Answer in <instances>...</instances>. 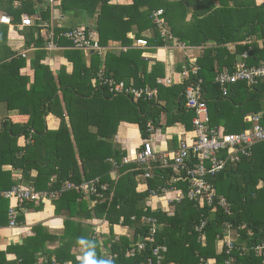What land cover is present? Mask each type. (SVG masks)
I'll return each instance as SVG.
<instances>
[{"label":"trees","instance_id":"1","mask_svg":"<svg viewBox=\"0 0 264 264\" xmlns=\"http://www.w3.org/2000/svg\"><path fill=\"white\" fill-rule=\"evenodd\" d=\"M15 1L0 0V12L11 15L14 23L21 21L23 13L36 19L35 25L27 28L26 45L42 48L47 40L40 33L38 37L36 34L41 20L50 17V6H46L49 0H24L21 7H15ZM164 1L134 0L131 5H116L110 0H62L60 7L78 13L87 10L89 21L82 25L94 27L102 45H107L112 39L131 43L127 34L137 24L138 37L145 31L153 30L148 38L152 47L163 45L168 39L191 46L209 43L213 51L220 49L221 54L230 53L227 45L237 40V27L235 32L232 31L236 20L231 15V9H227L216 26V12L187 22L186 10H178L182 14L180 19L168 18L166 13L169 11L165 7L162 15L164 29L168 26L166 17L172 27L165 32L157 27L152 16ZM42 5H45L43 9L47 8L45 14H41ZM48 9L49 15L46 14ZM38 13L42 15L40 20L37 19ZM258 21L264 22L261 17ZM186 23L188 28L184 27ZM82 25L54 29L56 35H61L57 39L58 44L69 47L65 50V57L73 64L71 72H67L70 64H64L56 73L49 64L42 62L47 51L39 48L32 60L33 74L30 76L21 74L27 59L7 45L8 27L0 24V107L5 106V113L9 114L0 129V191L11 190L21 183L36 190L56 191L67 181L79 186L100 179L95 192L72 188L50 200L56 205L57 212L66 209L68 217L60 246L56 250L42 252L44 264H68V261L69 264H82L83 258L78 260L71 253L75 243L84 247L81 252L83 257L87 250H94L97 260H109L112 264H146L154 259L153 248L157 245L167 247L166 251H161L162 264H226L230 257L235 258L233 264H264L263 257L254 250L264 242V141L253 146L250 156L229 162L223 170L207 177L216 190L213 205L201 206L198 201L185 198L172 203V208L165 211L149 205L151 191L157 189L163 194L160 189L173 190L177 187L188 193L191 185L186 173L178 172L169 165L163 166L158 160L152 168L153 176L145 179L146 186L141 188L137 177L143 175L144 168L136 163H123L127 151L114 141L122 121L138 124L143 142L137 151L151 139L160 125L164 127L182 121L188 130L194 131L196 113L185 107L184 91L187 84L200 80H203L211 126L225 133H239L252 128L251 118L255 115L260 116L264 126V78L256 83L242 80L229 84L228 92L224 94L216 76L226 66L223 64L218 69L211 60L199 59L197 64H184L182 70H188L189 76L175 79L170 86L158 84V78L165 75L159 71L160 64L149 69L148 57H142L139 62L127 59L122 51H115L106 52L107 56L101 61L102 57L97 53L74 48L73 40L64 34ZM237 51L239 55L248 51L241 57L246 66H264V50L244 47ZM87 54L91 55L90 65L86 60ZM126 61L132 63L133 68L128 75H122L127 71L122 68ZM102 64L107 74L112 73L118 79L132 76L137 85L157 87L158 99L135 102L132 96H113L107 88L94 85L93 79ZM194 65L198 66L197 72L193 71ZM235 67L231 66L228 70L233 71ZM64 103L66 112L57 111L56 107L62 108ZM109 103L112 111L107 113L102 108ZM120 108H126L128 115L118 113ZM50 114L60 117L58 129L48 128L47 117ZM164 115L167 117L165 124L162 123ZM149 121L153 125L151 131ZM169 162L173 163V160L169 159ZM5 165L22 169V179H15L12 170H4ZM117 166L121 175L114 177L111 172ZM221 196L230 202V213L223 207L215 209ZM43 204L20 203L0 195V207L4 211L0 215V226L23 223L25 205L39 210ZM12 207L17 211L14 225L10 221ZM150 216L158 220L157 243L147 242L141 249L139 242L150 235L151 228V222L144 217ZM88 219L106 222L108 231L103 223L84 221ZM97 225H100V231L96 230ZM115 225L130 229V236H119L114 231ZM200 226L202 229L197 230ZM36 230V235L25 238L23 243L0 250V264H38L37 254L45 248V241L41 248L36 243L45 231L42 232V227H36ZM229 230L234 238L232 248L226 242L220 243ZM49 239L53 241L57 236ZM11 252L16 254V258L7 260V253Z\"/></svg>","mask_w":264,"mask_h":264},{"label":"crops","instance_id":"2","mask_svg":"<svg viewBox=\"0 0 264 264\" xmlns=\"http://www.w3.org/2000/svg\"><path fill=\"white\" fill-rule=\"evenodd\" d=\"M24 0H16L15 1V7H21L22 2ZM62 0H49L47 2L46 6H50V17L48 20H44L42 18L41 14H45V10L43 9L42 5L41 8V14H37V19H42V25L39 26V30L37 31L36 36L42 35L45 37L44 39L47 40V43L42 46L47 53L45 57L43 58L42 62L45 64H49L56 73L60 72V67L64 64H70V68L67 69V72H71L73 70V64L65 57V50L68 49V46L58 44V40H56V48L53 50L48 48L49 44V35L51 31H53L55 28H59L60 26L63 27H72L75 25H82L86 24L87 21H89V14L87 10H82L79 13L75 10H65L62 7H60V3ZM166 2V3H165ZM111 4L116 5H131L134 3V0H110ZM102 3L99 4V7L96 11L94 20L97 21V17L99 14V8L101 7ZM163 9L165 13V7L168 9L169 12H167L168 18H182V14L178 10H186L185 13V20L187 22L196 21L195 17L204 18L206 16H209L212 12H216V26L218 25V21L223 19L225 12L227 9H231V15L235 18V26L232 27V31L235 32V29L237 27V40L231 41L227 45V47L230 50V53H224L221 54L222 51L220 49L218 51L212 50L211 45L209 43L202 44L199 46H191L184 42H180L181 44H177L176 41H171L168 39H165V43L163 45L154 46L152 47L149 43L148 47H138L135 44V37L138 33V26L137 24L134 25L133 30L129 31L127 34V37L131 40V43L124 44L121 40L112 39L109 41L107 45H104L107 50L104 53L97 52V55L102 57L101 61H104V56L106 55V52H115V51H122L123 53H126L127 59H135L140 62V60H143L142 57H148L149 58V69H152V66L159 65V71L163 72L164 75H170L175 79L180 80L182 77V68L184 67L185 63L188 64H197L199 59L204 61L211 60L216 68H221L223 64L226 66V69L231 68V66H236L238 62L242 61L241 57L243 54H245L248 51H245L242 53V55H239L238 49L241 48H249L253 49L254 47L264 50V22L259 23L258 19L260 20V17L264 21V0H166L163 4ZM161 7V8H162ZM230 7V8H229ZM160 9V8H159ZM158 9H155L156 11ZM153 11V13H154ZM7 14L4 12H0V15ZM49 15V9L46 13ZM8 15V14H7ZM24 15L31 16L27 13H23L21 16ZM11 16V15H10ZM153 16V15H152ZM12 17V16H11ZM165 17V16H164ZM166 19V24L168 26L166 27L167 30L172 29L171 25L168 23V18ZM33 21H36V19L32 18ZM13 20V17H12ZM244 21L249 22L248 24L244 23ZM14 23V21H13ZM238 23H241L238 24ZM259 23V26H258ZM2 26L8 27V34H7V45L15 52H18L20 54L25 53L27 59V63L25 66L21 68V74H27L32 76L33 74V68H32V60L36 57V50L41 47H35V46H27L26 45V37H27V28L32 26H23L20 22H15L14 26L0 23ZM153 31V30H151ZM150 30L145 31L144 33H141L142 36L149 38L151 37ZM213 31V30H212ZM30 34V33H28ZM149 40V39H148ZM41 48V49H42ZM80 50V49H79ZM96 54V52H93ZM141 53V54H139ZM92 54V53H90ZM87 54L86 60L88 64L91 63V55ZM107 56V55H106ZM244 57V55H243ZM231 65V66H230ZM129 67V69H128ZM100 68H103L106 70L105 65L102 64ZM99 68V70H100ZM123 70H126L122 75L129 74L130 70H132V63L129 61H126L123 65ZM185 68V67H184ZM121 69V68H120ZM112 76H115L114 74L110 73ZM98 75V73H97ZM117 78V77H116ZM128 80L132 76L123 77L124 80ZM118 79V78H117ZM99 103V102H98ZM114 104V102H113ZM104 110V108H102ZM101 109V110H102ZM6 111H0V120L5 115L4 120L2 119L0 122V129L5 124V119L9 115L8 113H5ZM67 120L69 122V119L67 117ZM167 117L164 115L162 119V123H166ZM48 121V128L58 129L60 126V119L54 115L50 114L47 117ZM150 122V121H149ZM152 122V121H151ZM70 124V122H69ZM164 128V131H163ZM194 133L193 130H188L185 123L182 121H177L172 125H166L162 126L160 125L157 127L155 133L151 135V141L153 143L155 152L157 156H164L166 154L174 152L180 142L182 140L191 141ZM114 141L121 145L124 150L127 151V157L133 159L136 156L137 148L139 145L143 142L139 127L137 123H131L122 121L119 123L118 132L117 135L114 137ZM123 163H125L123 161ZM133 164L134 162L125 163V164ZM4 170H12L13 177L15 179H22V169L14 168L12 165H5L3 167ZM111 175L114 177H119L121 173L119 172V166H117L112 172ZM137 180L139 182V187L144 188L146 186V180L143 177V175H139L137 177ZM21 185L24 186H30L26 185L24 183H21ZM149 205L152 208L157 209V207H161L164 211L166 209L172 208L173 205L167 204L165 200H161L159 198H156L154 196H151L149 199ZM2 207H0V215H2ZM23 213L25 214V219L23 223L18 224L17 226H11L4 225L0 226V250L5 251L8 246H16L17 243H23L24 239L30 236L36 235V227H42V232L45 234L42 235L41 240L36 243L38 247L43 244V241H45L44 246L45 248L38 252V264H44L43 262V251H51L56 250L60 246V242L62 240V234L65 229V219L68 217V212L66 209H62L60 212L56 211V205L53 203V201H45L43 204V208L36 210L33 208H29V206H24ZM75 220V219H74ZM86 223L92 222V224L98 223L101 224L103 221L101 220H95L92 221L90 219L84 220ZM105 228L106 222H104ZM130 229L124 227H120L119 225L114 226V231L119 234H128L130 236ZM108 231V229H107ZM55 237L57 236V239H54L51 241L49 237ZM120 236V235H119ZM44 237V238H43ZM59 237V238H58ZM221 243V242H220ZM41 248V247H40ZM84 247L81 245H75L71 248V253L75 254L78 260H81L83 258L81 252L83 251ZM104 251L106 248H103ZM107 250V249H106ZM7 260H14L16 258L15 253H7L6 255ZM211 262H214L212 260ZM70 262L68 261V264ZM5 264V262L3 263ZM9 264V263H6ZM37 264V263H36Z\"/></svg>","mask_w":264,"mask_h":264},{"label":"built area","instance_id":"3","mask_svg":"<svg viewBox=\"0 0 264 264\" xmlns=\"http://www.w3.org/2000/svg\"><path fill=\"white\" fill-rule=\"evenodd\" d=\"M164 9L160 8L153 13L154 23L161 30L166 31L165 20L162 17ZM0 23H5L14 26L12 17L7 14L0 15ZM21 25L32 26L34 25L33 19L24 15L21 20ZM65 37L73 40V47L80 50L99 52L106 51L104 45L100 43L98 31L94 27H87L82 25L79 29L72 32H66ZM61 35L51 31L49 35L48 48L53 50L56 48V40ZM135 44L138 47H148V40L145 38L135 39ZM181 44L180 42L177 43ZM25 56V53H22ZM246 55V54H245ZM193 71H198V66H193ZM189 76V71L185 70L182 73V77ZM261 78H264V66L260 67H249L242 61L238 63L233 71L228 69L218 72L216 76L217 82L220 84L224 94L228 92V85L234 84L239 81H248L249 83H256ZM174 78L170 75L159 77L157 80L158 84L170 86L174 82ZM202 81L191 82L186 85L184 91L185 107L195 111L196 116L193 119L194 123V135L191 141L182 140L178 148L169 154L164 156H157L153 143L150 139L145 141L142 147L137 151L136 156L131 159L124 157L125 163L134 162L141 165L144 168L143 177L149 179L153 176L152 168L155 162L158 160L162 161L163 166H172L176 171L186 173V177L190 180V190L188 193H184L183 190L174 187L173 190L167 188L160 189L163 194L159 193V190L153 189L151 195L165 200L167 204L175 202H181L185 198L190 200L198 201L201 206L213 205L216 190L214 185L207 178L210 174L223 170L227 163L236 162L241 160L243 157H248L253 152V146L257 142L264 141V126L260 122V116L255 115L252 117L253 126L252 128L239 133H225L219 128L210 125V114L208 104L204 96ZM93 84L98 87L107 88L113 96L127 95L132 96L135 102L141 99L146 101H153L158 99V88L152 86H140L136 84L134 78L129 80L117 79L111 74H107L105 69H100L98 75L93 79ZM149 130H153L152 122L148 123ZM169 159L173 160V163L169 162ZM196 159V160H195ZM99 178L85 182L79 186L72 184L67 181L66 184L56 191H44L36 190L33 187L24 185H16L11 190L0 191V195L7 198L16 199L20 203L23 202H34L39 204L48 200H53L59 197L64 191L72 188H76L79 191L95 192L96 186L99 183ZM174 193V195L172 194ZM171 194V195H170ZM219 207H223L225 211L230 213V202L224 196H221L215 206L217 210ZM171 213V212H169ZM17 211L15 207L10 209L11 223H16ZM151 222L150 235L139 242V248H145V244L150 242L156 244V234L158 231V220L152 216L144 217ZM99 226V227H98ZM230 228V227H229ZM202 227H197V230H201ZM97 231H100V225H97ZM234 238L230 235V230L227 235L221 240L226 242L230 248L234 246ZM166 246L157 245L153 248L154 259L151 258L146 264H162L163 253L166 251ZM259 256L264 259V242L257 245L254 249ZM133 254V253H132ZM235 258H229L226 264H233ZM170 264H174L171 262Z\"/></svg>","mask_w":264,"mask_h":264},{"label":"clouds","instance_id":"4","mask_svg":"<svg viewBox=\"0 0 264 264\" xmlns=\"http://www.w3.org/2000/svg\"><path fill=\"white\" fill-rule=\"evenodd\" d=\"M137 38H145V37L136 36L135 39H137ZM145 39H147V38H145ZM148 44H149V40H148ZM82 264H112V262L109 260H97L95 258V251L94 250H87L85 252V256L82 259Z\"/></svg>","mask_w":264,"mask_h":264},{"label":"rangeland","instance_id":"5","mask_svg":"<svg viewBox=\"0 0 264 264\" xmlns=\"http://www.w3.org/2000/svg\"><path fill=\"white\" fill-rule=\"evenodd\" d=\"M177 19H180V18H177ZM42 24H43V23L41 22L40 25H42ZM184 27L188 28L189 25L186 23ZM104 52H105V50L102 51V53H104ZM96 53H97V52H96ZM139 54H140V53H139ZM100 69H103V68H100ZM98 72H99V70H98ZM56 108H57V111H63V112H66L65 103H64V105H63L62 108H59V106H57ZM3 110H5V106L0 107V111H3ZM104 110H105L107 113H109L110 110L112 111L111 106H110V103L107 104V105L104 107ZM128 112H129V111H128L126 108H120V109L118 110V113H121V115H123V116H127V115H128ZM4 118H5V115L3 114L1 120H2V119L4 120ZM58 118L60 119V117H58ZM1 120H0V122H1ZM60 122H61V119H60ZM51 130H55V129L51 128ZM163 131H164V128H163Z\"/></svg>","mask_w":264,"mask_h":264}]
</instances>
